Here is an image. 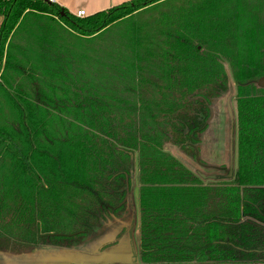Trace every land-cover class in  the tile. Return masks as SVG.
Instances as JSON below:
<instances>
[{
    "label": "trees",
    "instance_id": "16d2710c",
    "mask_svg": "<svg viewBox=\"0 0 264 264\" xmlns=\"http://www.w3.org/2000/svg\"><path fill=\"white\" fill-rule=\"evenodd\" d=\"M0 251L71 248L138 172L156 264H264V0H130L78 17L0 0ZM237 97L234 178L194 161Z\"/></svg>",
    "mask_w": 264,
    "mask_h": 264
},
{
    "label": "flooded vegetation",
    "instance_id": "af4514ba",
    "mask_svg": "<svg viewBox=\"0 0 264 264\" xmlns=\"http://www.w3.org/2000/svg\"><path fill=\"white\" fill-rule=\"evenodd\" d=\"M229 92L214 100L210 105L211 115L207 120L208 129L199 138L201 150L195 162H198L203 171L191 169L203 182H223L234 178L237 168L238 134H237V109L232 98L229 101ZM237 94V93H236ZM226 96V104L224 97ZM220 104V105H219ZM232 108V111L230 109ZM221 108V109H220ZM220 109V110H218ZM214 130L211 143L217 139V131L220 132L221 149L220 155H215L214 161L210 162L202 155L204 153V135L208 130ZM231 137H230V136ZM208 139V137H207ZM210 142V139L209 141ZM220 161V162H219ZM233 165V166H232ZM233 171L231 175V171ZM139 179L138 172L133 175V179L127 183L124 200L114 206L116 209L106 212L102 211L98 216L97 223L93 226L91 234L82 236L75 246L85 244L93 240L96 236H101L98 240L101 246L99 253L110 254L100 262L91 264H156L144 259L141 249V209L139 204ZM104 236V237H103ZM103 238V239H102ZM103 254V255H104ZM115 254V255H114ZM104 257V256H103ZM8 262V261H7ZM37 264V263H29ZM40 264H79V263H40Z\"/></svg>",
    "mask_w": 264,
    "mask_h": 264
},
{
    "label": "water",
    "instance_id": "95a60500",
    "mask_svg": "<svg viewBox=\"0 0 264 264\" xmlns=\"http://www.w3.org/2000/svg\"><path fill=\"white\" fill-rule=\"evenodd\" d=\"M3 18L2 16H0ZM3 22V21H2ZM227 73L229 77V85H230V96L229 101L236 92L235 84L232 78V75L229 71V68L227 67ZM231 111L232 108L230 107ZM169 150V149H168ZM175 152H178L175 150ZM179 153L182 155H175L177 158H179L182 162H184L190 169H193L192 164L185 158L184 154H182L180 151ZM233 166V165H232ZM234 170L231 171V175ZM88 246L87 245H78L73 246L71 248H58V247H41L34 249L29 252L25 253H10V252H4L0 251V257L4 260V262H7L8 260L11 261L9 264H29L32 262H36L37 264L40 263H80V260L85 256V254L88 253ZM93 254L97 255V251L91 252ZM86 257V256H85Z\"/></svg>",
    "mask_w": 264,
    "mask_h": 264
},
{
    "label": "crops",
    "instance_id": "0c3cea01",
    "mask_svg": "<svg viewBox=\"0 0 264 264\" xmlns=\"http://www.w3.org/2000/svg\"><path fill=\"white\" fill-rule=\"evenodd\" d=\"M130 0H55V3L58 5L66 8L71 13L75 14L79 10H85L88 15L95 14L99 11H103L114 6L120 5L122 3L128 2ZM3 18L0 17V27L2 25ZM104 237V236H103ZM101 236H96L93 240L88 241L86 244L85 242L82 245H87L90 254H85V256L80 260L79 264H91L100 262L105 257L111 256L110 254H102L99 253V247L101 244L99 243V239ZM103 239V238H102ZM97 251V255L91 252ZM115 255V254H114ZM104 256V257H103ZM36 263V262H32Z\"/></svg>",
    "mask_w": 264,
    "mask_h": 264
},
{
    "label": "rangeland",
    "instance_id": "374dc122",
    "mask_svg": "<svg viewBox=\"0 0 264 264\" xmlns=\"http://www.w3.org/2000/svg\"><path fill=\"white\" fill-rule=\"evenodd\" d=\"M224 100H225V104H226V96L224 97ZM232 100H233L234 105H236L237 104L236 92L232 96ZM220 109H218V110H220ZM214 133H216V132H214L213 129H212V131L209 129L208 132L206 133V135H204V139H205L204 144L205 145H203V149H204V153L206 155L203 154L202 155V159L204 160V156H205L207 159H210L211 160L210 162H216V161H214L215 155L217 157V155H220L221 154L220 153L221 152V149L218 146L219 144L221 145V140H219V138H220V132L217 131V139H216L215 143L213 144L211 142L214 140V139H212ZM207 137H208V139H207ZM209 139H210V142H208ZM167 150L170 151L172 154H176V155H179L180 154L178 150H177L178 152H175L176 149H174V148H167ZM180 156H182V155L180 154ZM183 158L184 159L186 158L192 164L193 169H195V170L198 169V171L199 170L200 171H203L202 167L199 165L198 162H195L193 159H190L187 156L186 157H183ZM206 183H209V182L206 181ZM9 263H11V261L8 260V262H4V260L1 259V257H0V264H9Z\"/></svg>",
    "mask_w": 264,
    "mask_h": 264
},
{
    "label": "built area",
    "instance_id": "2783aa9c",
    "mask_svg": "<svg viewBox=\"0 0 264 264\" xmlns=\"http://www.w3.org/2000/svg\"><path fill=\"white\" fill-rule=\"evenodd\" d=\"M48 1L55 2V0H48ZM75 15L78 17H86L87 13L85 10H79L75 13ZM3 69H4V62L1 63V61H0V80H1L2 73H3Z\"/></svg>",
    "mask_w": 264,
    "mask_h": 264
}]
</instances>
